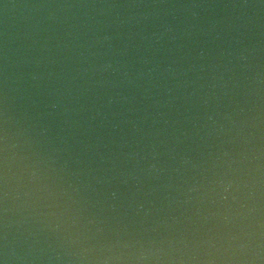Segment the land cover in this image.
Instances as JSON below:
<instances>
[{
	"label": "water",
	"instance_id": "95a60500",
	"mask_svg": "<svg viewBox=\"0 0 264 264\" xmlns=\"http://www.w3.org/2000/svg\"><path fill=\"white\" fill-rule=\"evenodd\" d=\"M0 264H264V0H0Z\"/></svg>",
	"mask_w": 264,
	"mask_h": 264
}]
</instances>
